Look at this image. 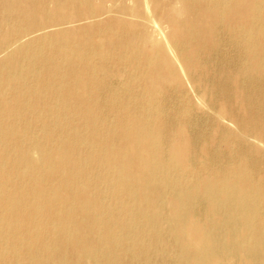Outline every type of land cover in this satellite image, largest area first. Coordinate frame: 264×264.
Returning a JSON list of instances; mask_svg holds the SVG:
<instances>
[{"label":"bare ground","instance_id":"6f19581e","mask_svg":"<svg viewBox=\"0 0 264 264\" xmlns=\"http://www.w3.org/2000/svg\"><path fill=\"white\" fill-rule=\"evenodd\" d=\"M0 264H264V0H0Z\"/></svg>","mask_w":264,"mask_h":264},{"label":"rangeland","instance_id":"374dc122","mask_svg":"<svg viewBox=\"0 0 264 264\" xmlns=\"http://www.w3.org/2000/svg\"><path fill=\"white\" fill-rule=\"evenodd\" d=\"M187 91H188V93H189L190 89L188 88ZM190 93H191V94H190ZM190 93H189L190 97H191V98L194 97L191 91H190Z\"/></svg>","mask_w":264,"mask_h":264}]
</instances>
